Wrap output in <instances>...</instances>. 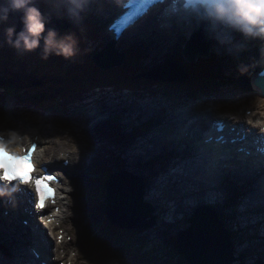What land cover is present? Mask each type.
I'll return each instance as SVG.
<instances>
[{"label":"clouds","instance_id":"9594fccd","mask_svg":"<svg viewBox=\"0 0 264 264\" xmlns=\"http://www.w3.org/2000/svg\"><path fill=\"white\" fill-rule=\"evenodd\" d=\"M66 2L69 5V17L78 22L81 13L91 0H66ZM168 7L170 13L177 18L194 21L197 27H203L207 38L212 42L213 49L217 52L234 56L243 51L245 45L241 40L236 39L237 36L243 41L259 40L264 44V0H172ZM12 13L22 14V29L17 32L15 27H8L6 42L18 53H32L40 49L43 60H47L50 56L72 60L79 55L80 42L75 34L61 37L54 29L46 30L48 19L35 5V0H7L6 6H0V23L7 22ZM260 56L264 61V46L260 49ZM247 70L243 65L238 66L241 75ZM253 103L255 105L258 101ZM260 117H264V112H259L255 120L248 118L247 122L264 133V119ZM34 143L35 141L28 135H21L11 130L0 131V153L16 155L27 151L30 157L35 153L33 167L39 172L37 165L41 162L51 163L53 156L42 158L41 153L46 151L48 144L42 142L43 146L35 149ZM56 159L69 162L63 156H57ZM41 180L47 179L46 177L35 179V181ZM18 187L19 185H10L7 180L0 181V200L7 198L11 201ZM59 187V184H55V188ZM46 191L51 194L53 190L46 186Z\"/></svg>","mask_w":264,"mask_h":264},{"label":"rangeland","instance_id":"374dc122","mask_svg":"<svg viewBox=\"0 0 264 264\" xmlns=\"http://www.w3.org/2000/svg\"><path fill=\"white\" fill-rule=\"evenodd\" d=\"M6 4H7V0H3V2L0 3V6H6ZM52 14H55V12L52 11ZM66 22L69 24L67 19H66ZM87 23L88 22L81 21V19L78 21V24H80V25L87 24ZM8 27H10V26H8V24L6 22L0 23V85H4V84L8 83V85L10 86V84H9L10 78L13 76L14 77L13 80H15V82L21 87V91L26 92V91L31 90L32 88H36L35 86H36L37 82L40 84V86H41L40 88H42V89L46 88L47 86H50L46 83L47 79H45L48 76L55 77V76L63 75L64 77H68L67 82L72 85V87H70L72 92H73L72 97L73 98L77 97L80 99L85 97L89 91L96 90L97 88H94V86L100 85L102 83L103 79H106L108 76H111V78L107 79V81H112L111 86H114V87L116 86V84L113 83V78L115 76L113 71L111 73L106 74V75L98 74V71H96L94 74H92V76L97 77V78L99 77L98 79L84 78L81 74H79L76 71V70H78L77 69L78 65L75 62L76 60L75 61L73 59L72 60H64L63 58L56 57V56H50L47 60H43L41 58V56H42L41 51H39L38 53H26V54L18 53L15 49H13L11 46H9L6 42V29ZM66 33L64 35H66ZM64 35H62V36H64ZM96 37L99 38L97 36V34H96ZM103 43L100 45L99 48H89V49H93V50H89L88 45H87L86 50L82 51L84 56L88 57V55H90L96 51H101L106 45V43H104V44ZM137 51H138L137 53H139L140 55L144 54V52L142 50L137 49ZM176 56L178 57V52H177ZM137 57H138V55H137ZM139 59H141V58H139ZM145 59L146 58L136 61L135 67L132 70L129 66L125 67L128 69V71L132 75V77L144 76V75H141L143 73L145 75L149 74L146 72H148L150 70L145 71V72H141V73H137V71H136L137 65L146 64L148 62V60L145 61ZM87 66H94V65L88 63L87 65H84L83 68H85ZM29 69L36 71L37 77L31 76V74H28L30 72ZM3 70L5 72H3ZM23 71L28 74L25 81L20 80L22 77L19 76V75H21L20 72H22V74H23ZM43 74L46 75L45 78H44ZM124 84H127V83L124 82ZM83 86H85V87L91 86V88H94V89H91L89 91L84 92L83 89L85 87L83 89H81V87H83ZM123 87H124V85H118V87H116V89L121 90V89H123ZM152 87L155 88V86H152ZM214 97L217 98V96H214ZM16 118H17V124H19V120L20 121L27 120V121H31V122L32 121L41 122L44 125L47 136H51L56 132H63L65 130L64 128H69V126L60 123L59 116L50 117L47 120H45L44 116H43V112L39 108H34L30 111L23 109L20 112H18ZM0 122H5L2 117H0ZM116 132H119V131H115L114 129H112V125H108L106 127V130H105L106 136L99 137L98 142H95V143L91 142V151L96 149L95 147L100 148L99 151H100V155L103 156V159H102L103 163L107 164L109 166L114 164V162H112L113 160L117 161V164H118V162L120 161V160L118 161V159H120V158L123 160L126 159V154H124V151L126 150V146L114 145V142L118 136ZM122 132L123 131L119 132V135ZM93 144L95 145V147L92 146ZM102 148H103V150H102ZM113 148H116L115 150L118 153V157H116L115 152H113ZM110 151H112V153ZM109 152L112 155H109ZM84 172L87 173L88 169L86 168ZM82 184L92 185V183L87 182V181H83ZM95 197H98V199H95ZM99 197L100 196H97L96 194L91 193L92 199L89 202L88 207H86L88 209V216L87 217H89V219L91 220V224H92V227H90L88 229V231H93V230L97 231L98 228L105 227V224L102 221L103 209L100 207ZM146 222L151 223V220H147ZM160 223H161L160 219L155 220V225H158V224L160 225ZM150 225L151 226L154 225V222H152V224H150ZM187 226H188V216L187 215H185L181 220L173 221V223L170 226L171 228H169L171 236L178 235V236L183 237V235H181L182 229H184V227H187ZM138 232L139 231H134V230L127 231L122 236V239H123L122 241H123V244H125V245L124 246L119 245L118 247L120 249L113 250V253H115V255H113V256L118 257L116 255L122 254V259H123L125 254H126L131 259H135V264H141L139 259H138V256L137 257L135 256V250L139 246H141V247H144V249L146 251H149L150 253H152L151 261H148L144 264H187L185 259H183V257L181 255H179V253H177L176 250H174L172 247H169V244L165 245L164 241L166 239V235L163 234L162 230H161L160 234L156 235L152 239H147L146 237L142 236ZM143 235H145V234H143ZM75 236L77 239L76 244H78L81 247L84 245L88 246L87 240L83 236L78 235L76 229H75ZM232 249L234 250V253L232 251V253H233L232 256L236 255V249L235 248H232ZM261 250H262L261 247H258L256 251L259 253ZM237 254H242L246 257L247 261L244 262L245 264L252 263V261L254 259V254H253V259H250L248 257L249 256L248 252H244L240 248V246H238ZM263 254H264V252H263ZM82 256H84V255L82 254ZM149 256L151 258V254ZM94 258L100 259L104 264H112V263L124 264L123 263L124 261L121 259L109 261V257H106V255L105 256L95 255ZM234 258H235V261L232 264H241L242 263L239 260L240 257L234 256ZM244 261H245V259H244Z\"/></svg>","mask_w":264,"mask_h":264},{"label":"bare ground","instance_id":"6f19581e","mask_svg":"<svg viewBox=\"0 0 264 264\" xmlns=\"http://www.w3.org/2000/svg\"><path fill=\"white\" fill-rule=\"evenodd\" d=\"M3 2V0H0V3H2ZM7 5V4H6ZM90 7L89 8H85V9H87V10H92V12H94L93 10H94V8H91V7H93V5L91 4V3H89L88 4ZM87 5V6H88ZM111 13L112 12H110V13H108V15H111ZM59 14V13H58ZM59 15H61V14H59ZM108 15H106V16H104L105 18H107L108 17ZM64 16L66 17V18H70L68 15H66V14H64ZM63 17V16H62ZM64 18V17H63ZM65 19V18H64ZM100 25H102V22H100L99 20L97 21ZM95 24L96 25H98L96 22H95ZM50 27L51 25H49V24H47L46 23V27ZM189 28H191V27H189ZM197 30H199V29H197ZM195 33V30L194 29H192L191 31H189V34H188V36H187V38H189L192 34H194ZM85 36H87V34H84ZM149 35V34H148ZM134 36L136 37V36H138V37H141V38H143L144 36H146L145 34L144 35H138L136 32H134ZM131 38H134L135 39V37H132V36H130ZM140 38V39H141ZM87 39L89 40V35L87 36ZM97 39H95L94 41H96ZM94 41H92L91 42V44L89 45V47H93L94 45H95V42ZM125 42H128L127 44H135V45H137L138 47H143L144 45L143 44H140V42H136V41H132V40H129V39H126V40H124ZM150 42H153V43H155V44H157L158 45V48H157V50L156 51H158V50H160L161 48H162V45H163V43H162V38H151L150 39ZM111 43H112V41H111ZM118 43V41H114L113 42V44L114 45H116ZM118 45L120 46V50H123L124 48H126V46L124 45V44H122V43H118ZM144 48V47H143ZM147 48V47H146ZM254 50H255V48H253ZM145 50V52L146 53H148V54H152V55H154L156 52H154V53H149L148 52V50L147 49H144ZM118 51V50H117ZM204 51V49H202V50H199V51H196V52H194L193 53V55H195V54H198V53H200V52H203ZM256 52H258V50H256ZM154 58H156V56L154 55L153 56ZM151 58H148V60H150ZM152 61L155 63V65L156 66H159V63L157 62V61H155L154 59H152ZM249 61L251 62V58L249 59ZM234 63H236V65L237 66H234V65H231V68H233V69H235L236 71H238V69H236V67H238L239 65H243V66H245V67H247L248 66V64H249V62H246V63H244L242 60H240V61H234ZM140 69H141V71L143 72L144 70H143V68L142 67H140ZM118 70H114L113 72H114V78H113V80L115 81V83L114 84H116V86L114 87V86H111L112 85V81H107V79H109V78H111V76H108L106 79H103V81H102V83L100 84V86L98 87V86H96V88L97 89H100V90H98L97 92H94V93H92L91 95H90V98L92 99V101L93 102H97V103H100V104H102V109H97L96 107H94L93 106V102H89L86 98H83V99H80L77 103H74V104H68L67 106H66V120H67V123L71 126V130H73L74 131V126L75 127H82L83 129H85L86 127H87V124L89 123V116H91L92 118H94V116L95 115H97V114H105V115H107L108 116V120H110L111 119V116L116 112V108H117V104H116V107L114 108V109H112V110H109V111H105L104 110V108H105V104H106V102L108 101V100H110V94L108 93V91L107 90H110V91H112L113 93H116L117 92V89H116V87H118V80H119V76L117 77V78H115L116 76H117V73H115V72H117ZM239 72V71H238ZM23 76V75H22ZM243 76V79H244V81L245 82H247V80H249V75L247 74V73H245V74H243L242 75ZM25 77V76H24ZM233 83H234V85L236 86V87H240L241 85H242V83H243V80L241 79V77H239V76H235V77H233ZM96 89V90H97ZM155 98L157 99V101L159 100V98H160V96L157 94L156 96H155ZM138 103L139 104H142V105H144L145 107H147L148 109H147V111H148V113L150 112L151 113V107H152V105H153V97H149V98H141L139 101H138ZM119 109H120V112H121V116H122V121L124 122V124H125V128L126 129H128L129 131H130V129H131V127H129V125H127L126 124V120H125V118H124V113H123V108L121 109V103H120V105H119ZM195 110L197 111L198 110V108H195ZM141 113H142V117H141V120H142V118H143V116H145V113H144V110L143 109H141ZM37 120V119H36ZM140 125H141V121H140ZM120 126H122V124H120ZM189 127V126H188ZM192 130H196V126L192 123ZM142 129V128H141ZM143 131V130H142ZM164 132H161L160 131V135L161 134H163ZM189 144H187L186 143V148L188 149L189 147ZM175 150V148H173V149H171V151H168L167 153H173V151ZM111 153H112V151H111ZM76 154L77 155H79V152H76ZM124 161V160H123ZM122 161V162H123ZM123 163H125V161L123 162ZM123 163H122V167H124V165H123ZM167 163H163V165H166ZM134 167V169H136V167L135 166H133ZM195 167V162H193L192 164H191V168H194ZM118 168H120V166L118 165ZM121 169V168H120ZM136 175H138V176H140L141 178H142V180H146L147 178H145V177H143V176H141V174H138V173H136ZM186 182V181H185ZM188 183V182H187ZM149 184V188H151L152 187V185H151V181L148 183ZM190 184V183H189ZM175 186V185H174ZM145 195H147V191L145 190ZM178 195V194H177ZM224 195H225V193H224ZM197 198H199V199H203L204 198V195L203 194H200V195H197L196 196ZM245 198H246V196H245V192H238V193H235L234 195H233V198H228L227 197V195L226 196H224L223 198H221L220 199V201H221V203H220V206L222 207V209H224V211L226 212L225 213V215H226V219H225V221H227L228 222V224H229V227L230 228H228V232H229V235H231L232 234V232H233V230L235 229V232H236V234H237V237L238 238H243L244 236H246V232H247V230L245 229V228H242V227H240L239 226V223L237 222V218H238V216L241 214V213H247L249 210H250V208H246V207H241V206H239L238 205V200L240 199V200H244L245 201ZM218 200V199H217ZM55 208V207H54ZM177 213H179V211L178 212H176V214ZM263 214H264V212H263ZM185 215H187V214H185ZM184 215V216H185ZM11 216L12 215H10V214H3V217L5 218V219H7V220H9L10 218H11ZM183 216V217H184ZM182 217V218H183ZM123 219V221H125V219L124 218H122ZM0 221H2L3 222V219H1L0 218ZM264 221V220H263ZM251 227V226H250ZM4 230H6L7 228H5V227H2ZM252 228V230H253V233L254 234H256V231H255V228L252 226L251 227ZM17 229H18V231H19V227H17ZM21 231V230H20ZM69 233H70V231L69 230H67ZM73 237H76L75 236V234L74 233H70ZM8 235L10 236V238L11 239H13V240H15V242H16V244L19 246V239L17 238V235L15 234V233H11V232H9L8 231ZM65 235L67 236V232L65 233ZM10 238L8 239L9 240V243H13V241L12 240H10ZM19 238H20V236H19ZM25 241L27 242V239L25 240L24 238L22 239V245H20L21 247L23 246V247H25L26 245H24L25 244ZM204 241H206V239H204ZM248 243H241L239 246H240V248L244 251V252H248V257L250 258V259H253V254H254V251H253V249L256 247V245L258 244L257 242H258V238H256V239H253V237L252 238H250L248 241H247ZM175 244V238H173V239H171V243H170V245H174ZM45 249V248H44ZM40 253H41V251H40ZM28 254V257L27 258H25L23 261L24 262H31V261H36L37 260V254H34V255H30L29 253H27ZM19 261V260H18ZM148 261H151V258H150V256L148 255L147 256V259L145 260V261H143L141 264H144V263H146V262H148ZM252 261V260H251ZM250 262V261H249ZM1 264H5V262H1Z\"/></svg>","mask_w":264,"mask_h":264},{"label":"water","instance_id":"95a60500","mask_svg":"<svg viewBox=\"0 0 264 264\" xmlns=\"http://www.w3.org/2000/svg\"><path fill=\"white\" fill-rule=\"evenodd\" d=\"M42 12V11H41ZM42 14L48 19L45 13ZM12 19V16L10 17ZM14 27L16 31L19 32L22 29L21 19L19 20V16H17L13 21ZM56 31L60 29L59 26H54ZM41 46H43L41 42ZM120 62L109 65L107 68H112L115 65H119ZM123 181V179H120ZM137 184L134 181H123V185L119 183V181H113L107 183L106 188H108V197L110 199V207L108 209V217L107 219L110 221L111 225H116L120 229H144L145 227L142 225H131L126 226L124 224V219H132L134 218V212L138 209V199H137ZM121 199V201H119ZM140 220H144L146 214H140L138 216ZM207 219L211 222L212 231L215 233L214 236L217 238L220 244H227L226 238L221 235L217 229V225H219L217 218L210 214H206ZM136 219V218H135ZM178 242V251L180 254L184 255L185 259L190 264H230V260L224 261H215L211 262L208 259H205L203 243L201 241H195L192 238H187V240L177 239ZM182 246H187L188 249L192 252V254H188L187 252L182 251ZM201 255L205 257H201ZM199 256V257H198ZM207 258V257H206Z\"/></svg>","mask_w":264,"mask_h":264},{"label":"snow or ice","instance_id":"6c2138e0","mask_svg":"<svg viewBox=\"0 0 264 264\" xmlns=\"http://www.w3.org/2000/svg\"><path fill=\"white\" fill-rule=\"evenodd\" d=\"M157 2H162V0H157ZM222 130V129H221ZM73 152L75 151V148L71 149ZM18 159H23V160H27L28 162H30V156L27 157H23V158H16V157H10L7 156V154L5 153L3 155V157H0V173H3V175H0V179H4V180H19L22 183H32L34 182L36 185V191L39 197V202L36 204L37 209H42L44 207V203L45 200L48 198V196H50L51 194L48 193V196L45 195V191L42 190V185L44 186V189L46 190V184H45V180H41V181H32L31 175H30V171L26 174H16L15 172H11L9 167H8V162L9 161H16ZM46 179H51L50 177H46Z\"/></svg>","mask_w":264,"mask_h":264},{"label":"trees","instance_id":"16d2710c","mask_svg":"<svg viewBox=\"0 0 264 264\" xmlns=\"http://www.w3.org/2000/svg\"><path fill=\"white\" fill-rule=\"evenodd\" d=\"M42 2L44 3V1L42 0ZM110 239H112L111 241H114L113 236L107 235ZM119 236H121V234H119Z\"/></svg>","mask_w":264,"mask_h":264}]
</instances>
